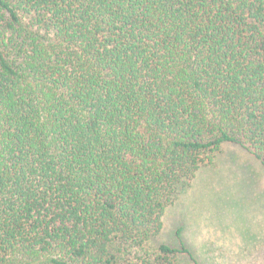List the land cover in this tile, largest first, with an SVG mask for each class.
Segmentation results:
<instances>
[{
    "label": "trees",
    "instance_id": "1",
    "mask_svg": "<svg viewBox=\"0 0 264 264\" xmlns=\"http://www.w3.org/2000/svg\"><path fill=\"white\" fill-rule=\"evenodd\" d=\"M225 144L264 166V0H0V264H177Z\"/></svg>",
    "mask_w": 264,
    "mask_h": 264
},
{
    "label": "rangeland",
    "instance_id": "2",
    "mask_svg": "<svg viewBox=\"0 0 264 264\" xmlns=\"http://www.w3.org/2000/svg\"><path fill=\"white\" fill-rule=\"evenodd\" d=\"M161 243L190 251L177 264H264V166L225 144L166 211Z\"/></svg>",
    "mask_w": 264,
    "mask_h": 264
}]
</instances>
